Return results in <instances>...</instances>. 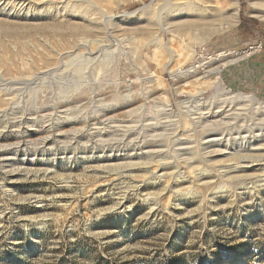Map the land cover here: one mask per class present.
<instances>
[{"label": "rangeland", "instance_id": "374dc122", "mask_svg": "<svg viewBox=\"0 0 264 264\" xmlns=\"http://www.w3.org/2000/svg\"><path fill=\"white\" fill-rule=\"evenodd\" d=\"M66 1L82 3L89 14L61 13ZM193 1L227 17L237 8L238 20L195 44L190 57L174 58L167 69L163 46L154 54L138 28L150 15L151 33H159L167 8ZM193 1L0 0V55L10 64L9 70L0 64V86L11 87L10 94L0 92V264H264V181L223 183L216 177L205 185L189 183L191 194L181 195L172 178L155 176L156 164L166 161L174 164L166 171L196 178L172 140L179 129L194 130L185 102L193 94L204 100L216 92L249 93L264 101L247 88H232L222 73L252 56L264 61V0ZM47 2L54 10L45 9ZM162 38L161 44L170 34ZM65 39L75 44L63 49ZM259 40L261 51L241 52ZM188 41L185 35L175 43L188 48ZM45 42L70 55L57 68L41 60L27 65ZM97 44H104L102 51ZM221 50L239 52H229L226 60L206 54ZM189 65L201 80L173 74ZM166 103L169 110L162 113ZM110 120L136 128L123 136ZM154 121H168L169 130L156 129L155 139L148 133L144 151H163L143 153L141 138L130 139ZM203 131L192 136L198 158ZM127 152L134 157L115 156ZM190 157L191 165L200 162ZM223 157L201 162L214 171Z\"/></svg>", "mask_w": 264, "mask_h": 264}, {"label": "bare ground", "instance_id": "6f19581e", "mask_svg": "<svg viewBox=\"0 0 264 264\" xmlns=\"http://www.w3.org/2000/svg\"><path fill=\"white\" fill-rule=\"evenodd\" d=\"M191 1H193V0H191ZM234 1L232 3L237 5L236 0H234ZM198 4L199 3L195 2V1H193L192 3L191 2H188V3L183 2L180 4L174 3V6H172V8L170 7L171 9L167 8L166 12L163 13V14H165L164 20L158 28L160 30L159 33H156L157 31L151 33V27L154 24L155 20L153 21L152 16H150V15L148 17H144L143 21L140 24V27L138 28V29H141L142 32L146 33V37L144 36V39L148 40V43H150L152 45V47L154 48L153 49L154 54L161 53V48L163 46V48L166 51L167 56H168V62L166 63V65L164 64L167 69L169 68V62L173 61L174 58L182 57V58L186 59V57L187 58L190 57V55L194 54V48L193 47L195 44L203 42L204 40L210 38L211 36L222 31L223 29L228 28L229 26L236 24V22L238 20V9L237 8H233V9L231 8L232 10H231L230 16L227 17V16H224L223 13H218V12L216 13L215 10L213 11L212 7L208 8V5H202V4L198 5ZM208 4H210V3H208ZM46 5L47 6L45 9L47 11L54 10L53 4L48 3ZM59 8L61 10V13L62 12L65 13V12L70 11L71 15H76V16L77 15H85L86 16L90 12L89 9H87L85 5H83L82 3H78V1H66ZM59 11H58V13L60 14ZM132 12H130L128 14L132 15L133 14ZM157 17H158V15H157ZM153 30H154V28H153ZM165 33L170 34V38L165 43L161 44V40L163 39L162 37ZM185 35L188 36V38H189L188 43L187 42L186 43L188 45L189 44L190 45L189 46L187 45L188 48L187 47L186 48L181 47V49L180 48L178 49V46L176 45L175 42H176V40H178L179 42H181V40L183 41V36H185ZM72 39H69V40L65 39L66 41L62 40L64 42L61 41V47L66 48V46H67V48H68L67 44H75ZM136 40H137L136 38L132 39L133 42ZM101 41L103 43V40H97L95 43H99ZM54 42L55 41H53V44H55ZM51 44L46 43V45L43 48L40 46V48H42L40 50V52L33 54L32 57L29 59V62L25 61V63L27 65L31 66L37 60H41V61H43L45 66H46V64H49L51 66L52 65L51 63H53V65H55L56 68L59 67L60 60L68 57L70 55V51H64V50L61 51V49H58V48L54 49ZM104 44H101V45L97 44L99 46L100 50L102 49V46ZM106 44H108V43H106ZM95 47L96 46H94V48ZM40 48H38V49H40ZM94 48H93V50H94ZM32 51L33 50H31V52ZM92 51H91V53H92ZM249 51L245 50L243 52L245 53V55H248V54H250ZM227 54L228 53L225 51L224 52L220 51V52L216 53V56L223 57V56H226ZM74 57H76V56H74ZM89 57H87V59ZM212 58L214 60L215 59L217 60L216 57L215 58L212 57ZM7 59L8 58L5 57V55L4 56L2 54L0 55L1 66L4 69L9 70L10 64L7 62ZM87 59H85V60H87ZM222 59H225V57H223ZM229 61H230V59H229ZM50 66H49V68H50ZM215 68L219 69V67L216 66L214 68H210L209 71L215 72ZM50 69H52V67ZM52 70H54V72H55V70H57V69H52ZM169 70L171 71L172 68H170ZM177 72H174L173 74L175 76L179 77L180 80H182V81L185 79H188V78H192V80H195V81L198 80L199 81L203 78L202 75H199L194 71V69L191 65H189L188 68H186L184 71H180L179 73H177ZM188 81H186V83L181 84L179 86L182 87L184 85H188L190 82V81L189 82ZM16 85L18 86V84H16ZM4 86H6V85H4ZM10 88H11L10 86H9V88L7 86L4 88L1 87L0 92L3 89H5V91L8 90V91H6L8 93L5 92V94H10L9 93ZM17 88H19V87H16V89ZM199 95H200L199 92H197L185 101L188 104L186 106V108H188V109H186V111H187V115L189 117H187V118H189L191 120V124L194 126V128H193L194 130L191 129L192 132H189V129L177 130L178 129L177 128V129H175L177 131H175V130H173L175 132L172 131L174 133L173 136L175 137L174 139H172L173 143L175 145V150H176V152H178V155L184 156L182 158V160L184 161V164H186L189 167V170L195 174V176H196V178L194 177L195 180L190 179V176L187 173L186 174L183 173V171L178 172L177 171L178 169L177 170L172 169L169 172L166 171L167 169L172 168V166L174 165L173 164L171 166V165L167 164L166 161H163V162L156 164L157 165V167L155 166L156 171H160V173H158L155 176H157L158 179H162L163 177L165 178L167 176L169 178H172L173 183H174L173 186L179 187L176 191L180 192L181 195L186 194V193L191 194V191H190L191 185L189 183L195 184V182H196L198 184H204L205 185V184L210 183L212 178L216 179V177H218L222 181H224L223 183H230L233 180H240L242 182H243V180L251 181V182L264 181V101H258L255 95L249 94V93L248 94L247 93L237 94L235 92H216L215 94H213L212 96H210L204 100H202L199 97ZM8 99L11 100L12 96H10ZM126 102H128V101H126ZM168 105L169 104L166 103L162 106V108H161L163 110L162 113H164L165 110H167V111L169 110V108H167ZM54 108H56V107H53V108L50 107V109H54ZM157 109L159 110V108H157ZM59 110H61V108ZM67 110L68 109H63L62 111L65 112ZM50 117H52V116L50 115ZM164 117L166 118V116H164ZM102 119H105V118H102ZM158 119H160V118H158ZM169 119H171V118H168V121H169ZM108 120H109V117H108ZM162 120H163V118H162ZM144 121H146V120H144ZM168 121H160L158 123L155 121H154L155 123L145 122V124H143V126L141 128L142 133H138L137 136L135 135L134 138L129 136V137H131L130 140L131 141H132V139L138 140L139 138H141V141H140L141 143H140L139 147L143 153H151L152 154L153 152H161L163 150H161L159 148L156 150L146 149L144 151V149L147 147L144 139L146 138V136L149 135L148 133H150V132L153 133L158 128H160L162 130H167L168 129L167 127L169 124L166 122H168ZM106 122H108V121H106ZM109 122H111L112 124L115 123V121H111V120ZM171 122L172 121H170V124H171ZM107 124H109V123H107ZM112 124H111L112 128L120 129V131L121 130L123 131L122 132L123 136H125V132H127L126 134L129 135V133H131L130 130L132 131L133 128L135 127V126L132 127V125L129 124L128 121L121 122V124L120 123H117V124L115 123V125H112ZM173 124H174V122H173ZM95 125H96V123H95ZM140 125H142V124H140ZM183 128H185V127H183ZM209 128H211V130ZM170 129L172 130L173 128L171 127ZM197 129H201V130L203 129L204 130L202 133L203 136L201 137L202 140L199 141L200 145H201L200 146L201 153H199V155L201 157H199V158H198V154L197 155L194 154L196 147L193 144L194 140L192 138L193 134L197 133L196 132ZM108 130L110 132L109 128H108ZM120 131H118V132H120ZM152 135H154L153 137L155 139V133H153ZM150 137H152V136H150ZM130 140H129V142H126L129 146L131 144ZM44 141H45V139H41V143H44ZM2 150H4V149L2 148ZM2 150L0 149V152ZM185 154L190 155V156H194V157L196 155L195 160H200V162L198 161V162H196L197 163L196 165H191L192 163L190 162V159L193 157L189 156V158H188ZM192 154H194V155H192ZM115 156H119V157H116L117 159H125V160L131 159L134 157L133 153H129V152L123 153L120 155H115ZM210 156H215V157L224 156L223 158L218 159L219 164H214V168L212 167L215 172L208 170L201 162V158L207 159V157H210ZM137 160H140V159H137ZM207 160H205V162ZM132 161L133 160H131V163H132ZM136 163H137V161H136ZM146 167H148V166H145V168ZM186 184H188V185H186ZM241 185L243 186V183ZM193 187H194V185H193ZM175 194H176V192H175Z\"/></svg>", "mask_w": 264, "mask_h": 264}, {"label": "crops", "instance_id": "0c3cea01", "mask_svg": "<svg viewBox=\"0 0 264 264\" xmlns=\"http://www.w3.org/2000/svg\"><path fill=\"white\" fill-rule=\"evenodd\" d=\"M222 73L232 88H247L259 96H264V61L258 56L227 65Z\"/></svg>", "mask_w": 264, "mask_h": 264}, {"label": "built area", "instance_id": "2783aa9c", "mask_svg": "<svg viewBox=\"0 0 264 264\" xmlns=\"http://www.w3.org/2000/svg\"><path fill=\"white\" fill-rule=\"evenodd\" d=\"M262 49H263V45H262V42L259 40L258 42H254L252 44H248L247 47L244 50H242L241 52H243L245 50H247V51L250 50L249 51L250 54H253V53H256L258 51H261ZM224 51L225 50H221V52H224ZM225 52H227V53H229V52L234 53V52H239V51H237V50H232V51L231 50H226ZM206 54H207V56L211 57L214 54H216V52L215 53L213 52L212 55H210V53L208 54L207 52H206ZM250 54H248L247 56H249ZM195 67H197V66H195Z\"/></svg>", "mask_w": 264, "mask_h": 264}]
</instances>
